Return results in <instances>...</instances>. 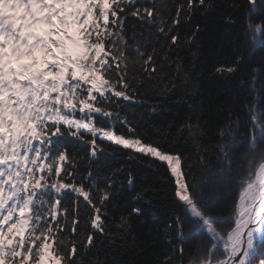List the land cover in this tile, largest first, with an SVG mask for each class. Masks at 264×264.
<instances>
[{"label": "snow or ice", "instance_id": "snow-or-ice-1", "mask_svg": "<svg viewBox=\"0 0 264 264\" xmlns=\"http://www.w3.org/2000/svg\"><path fill=\"white\" fill-rule=\"evenodd\" d=\"M197 7L213 5L210 0H0V264H110L86 259L101 236L114 239L116 181L101 189L92 166L109 146L126 164L147 161L159 172L185 216L192 204L204 205L202 196L210 193H202L203 172H192L203 163V125H174L197 142L190 164L194 157L176 143L178 133L171 141L162 129L149 134L131 107L151 112L161 107L150 91L170 61L188 79L180 52L195 43L200 30L196 25L191 35L183 31ZM248 8L257 10L255 0ZM129 19L135 23L129 25ZM136 24L157 26L150 33L158 38L151 50L135 39ZM247 28L252 42L264 46V21L255 23L249 15ZM244 61L238 56L216 70L239 74ZM173 87L175 78L163 86L169 99ZM252 112L250 147H255L264 142V110ZM229 121L231 134L236 121L231 116ZM120 172L132 186L135 169ZM189 175L192 183L185 179ZM136 199L132 214L143 215L146 201L139 193ZM237 223L244 227H238L234 264H264V193H253L247 211L241 206ZM176 224L182 221L177 218ZM128 226L129 217L121 216L119 230ZM170 248L172 255L162 264H177V252L186 264L183 245Z\"/></svg>", "mask_w": 264, "mask_h": 264}, {"label": "trees", "instance_id": "trees-1", "mask_svg": "<svg viewBox=\"0 0 264 264\" xmlns=\"http://www.w3.org/2000/svg\"><path fill=\"white\" fill-rule=\"evenodd\" d=\"M184 0H176V3ZM213 7H197L193 19L183 30L191 35L199 25L194 44H188L180 52L185 72H176L172 62L165 64L162 79L151 86L150 95L159 100L161 107L156 112L150 108L133 104L137 117L142 118L145 129L152 134L162 129L167 140L177 134L176 143L186 148V154L193 155L189 161L195 163L196 141L189 140L187 132L180 131L176 124L200 122L203 130L200 135L203 163L192 168L199 176L204 205L194 204L192 214L185 216L182 202L174 197L173 189L162 182L159 172L145 161L143 164H126V157L109 146L108 152L99 156L92 165L99 187L114 178L117 199L113 208V240L100 237L98 247L86 256L87 260L112 261L115 264H162L171 257L172 246L183 245L188 257L186 264H215L225 257L221 246L216 245L218 237L225 239L234 224L237 215V196L245 184L252 180L257 168L264 161V142L250 147L252 109L264 110V46L252 42V33L247 28L248 16L252 21H264V0H255L256 11H249V0H210ZM172 11H175L173 4ZM231 18L232 22H229ZM167 19V17H165ZM129 25L135 22L129 19ZM156 25L136 24L135 39L148 46L156 45ZM133 29L129 28L131 37ZM160 43L163 38L160 37ZM238 56L245 58L239 74L217 71L221 62H231ZM173 61L175 57L172 58ZM164 62L163 56L161 63ZM227 67V65H225ZM175 78L176 87L171 88V98L164 93L163 86ZM127 110V109H126ZM236 121L235 128L229 134L230 121ZM185 117H190L186 121ZM256 134L259 135L257 126ZM248 137V139H247ZM79 147V145H77ZM88 165H85L87 170ZM135 169L132 186L127 183L121 169ZM182 172L185 171L181 164ZM113 172L119 174L113 177ZM192 183V176H186ZM207 184L208 187H204ZM141 194L143 215L132 214L137 206V194ZM131 214V215H130ZM121 216L129 217V226L119 230ZM179 218L182 225L176 224ZM182 229V231H181ZM196 233L195 236L192 234ZM182 236V239H181ZM216 245V246H215ZM215 246V247H214ZM199 255L201 257L197 258ZM177 264L184 262L180 253H176ZM252 264H257L252 261Z\"/></svg>", "mask_w": 264, "mask_h": 264}, {"label": "rangeland", "instance_id": "rangeland-1", "mask_svg": "<svg viewBox=\"0 0 264 264\" xmlns=\"http://www.w3.org/2000/svg\"><path fill=\"white\" fill-rule=\"evenodd\" d=\"M264 165V161L260 164V166L257 168L256 170V173L254 174L253 178L251 181L247 182L245 184V186L243 187V189H241L239 195L241 197L240 200L237 201V204H238V208H237V215L236 217L234 218V224L233 226L231 227V229L228 231V234L227 236L225 237V239H222L220 237H218L217 235H220L219 233H216L217 231H219V229H214L213 233H215V237L218 239V242H217V246L219 247V244L221 246V250H222V255H225V257L223 258V260L215 263V264H225V261L227 260V258H229L228 256L230 255V253L232 254V240L234 238V236L238 233L239 236H241V232L238 231V227L240 229H243L244 225L242 223H240L238 225V221L241 220V206L243 207V209L245 211H247L249 209L250 206H252V195L255 191H257V175H258V172H259V168L261 166ZM182 171V169H181ZM183 173V172H182ZM242 201H243V204H242ZM194 210V204L191 205V209H190V214H192V211ZM243 219H248V217H243ZM229 235H232L229 237ZM215 245V246H216ZM214 246V247H215ZM201 257V255H199L197 258ZM232 262V257L231 259L227 262V264H230ZM181 264H184V262H181ZM190 264V262L188 263ZM198 264H206L205 262L203 263H198Z\"/></svg>", "mask_w": 264, "mask_h": 264}, {"label": "bare ground", "instance_id": "bare-ground-1", "mask_svg": "<svg viewBox=\"0 0 264 264\" xmlns=\"http://www.w3.org/2000/svg\"><path fill=\"white\" fill-rule=\"evenodd\" d=\"M262 177H264V165L261 166V167L259 168V172H258V175H257V179H258V181H259L261 184H264V179H261ZM258 192L264 193V188H261V187L258 185ZM240 237H241V236H239V234L237 233V234L234 236L233 240H232V245H233V246H232V254H233V256H234V248H235V246L239 243ZM233 256H232V257H233ZM230 264H234L233 258H232V262H231Z\"/></svg>", "mask_w": 264, "mask_h": 264}, {"label": "water", "instance_id": "water-1", "mask_svg": "<svg viewBox=\"0 0 264 264\" xmlns=\"http://www.w3.org/2000/svg\"><path fill=\"white\" fill-rule=\"evenodd\" d=\"M257 191H258V186H257ZM249 230L254 231V229H252V228H250ZM232 256H233V254L230 253V255L228 256L229 258H227V260L225 261V264H227V262L231 259Z\"/></svg>", "mask_w": 264, "mask_h": 264}]
</instances>
